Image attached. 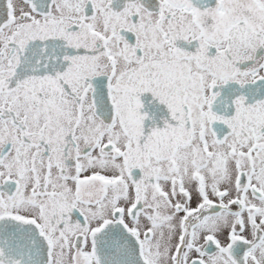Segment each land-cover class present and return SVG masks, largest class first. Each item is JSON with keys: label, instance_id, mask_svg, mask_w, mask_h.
I'll return each instance as SVG.
<instances>
[{"label": "snow or ice", "instance_id": "1", "mask_svg": "<svg viewBox=\"0 0 264 264\" xmlns=\"http://www.w3.org/2000/svg\"><path fill=\"white\" fill-rule=\"evenodd\" d=\"M0 264H264V0H0Z\"/></svg>", "mask_w": 264, "mask_h": 264}]
</instances>
